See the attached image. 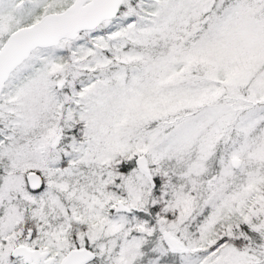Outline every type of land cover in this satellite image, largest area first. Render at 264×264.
I'll return each mask as SVG.
<instances>
[{"label": "snow or ice", "instance_id": "obj_1", "mask_svg": "<svg viewBox=\"0 0 264 264\" xmlns=\"http://www.w3.org/2000/svg\"><path fill=\"white\" fill-rule=\"evenodd\" d=\"M0 264H264V0H0Z\"/></svg>", "mask_w": 264, "mask_h": 264}]
</instances>
